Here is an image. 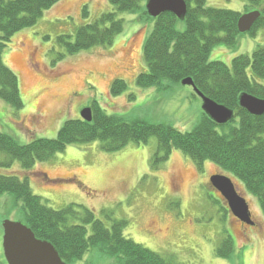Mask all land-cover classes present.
Instances as JSON below:
<instances>
[{
	"label": "rangeland",
	"instance_id": "1",
	"mask_svg": "<svg viewBox=\"0 0 264 264\" xmlns=\"http://www.w3.org/2000/svg\"><path fill=\"white\" fill-rule=\"evenodd\" d=\"M207 5L238 10L258 8L249 0H206ZM87 4L88 15L83 12ZM114 7L109 0H60L46 9L38 21L11 38L2 57L18 75L24 105L17 109L0 98V130L20 143L34 138L55 137L68 118H80L82 110L97 99L108 113L127 120L142 119L171 124L190 131L201 120L202 99L189 84L164 80L167 87H142L136 76L146 70L143 45L155 21L138 13L120 12L124 30L113 43L96 45L66 54L60 39ZM177 27L186 29L180 19ZM264 44V27L255 34L241 33L234 46L216 45L210 60L231 64L235 55L252 53ZM31 47L40 62L15 52ZM61 54L65 56L61 58ZM229 57V58H228ZM24 59V57H23ZM42 71V73H38ZM115 78L127 81L120 95L110 93ZM259 79V78H258ZM261 81V79H259ZM238 118H236L237 120ZM156 136L146 143L129 142L116 151H105L99 141L69 144L52 159L24 169L20 160L0 166V173L28 178L35 194L55 209L71 203L92 209L108 226L112 219H126L124 234L162 256L184 264H264V214L258 198L242 182L212 161L202 168L183 151L173 149L158 170L152 169L157 151ZM5 156L2 154V157ZM225 173L250 207V224L236 217L209 176ZM24 220L22 202L12 193H0V259L8 264L3 249V221ZM69 223H80L70 219ZM89 232L91 225H87ZM230 234L234 251L229 257L217 254L222 238ZM117 258L96 248L74 264H118Z\"/></svg>",
	"mask_w": 264,
	"mask_h": 264
},
{
	"label": "trees",
	"instance_id": "2",
	"mask_svg": "<svg viewBox=\"0 0 264 264\" xmlns=\"http://www.w3.org/2000/svg\"><path fill=\"white\" fill-rule=\"evenodd\" d=\"M60 0H0V98L17 109L24 102L17 73L3 60L2 54L18 30L34 25L46 9ZM113 9L99 14L93 21L81 24L74 35L61 36L66 54H73L96 45L113 43L124 30L120 12L138 13L154 19L155 24L143 45L146 70L136 76L142 87L157 85L164 89L169 79L181 82L191 77L196 87L218 103L232 108L233 119L215 122L204 111L201 120L190 131L171 124L142 119L127 120L123 115L108 113L97 99L89 105L93 118L87 121L68 118L55 137L34 138L20 143L0 130V166H10L18 159L24 169L38 161L52 159L69 144L99 141L105 151H116L129 142L146 143L151 136L158 141L152 169L158 170L173 149H179L202 168L209 160L227 171L253 193L264 214V114L255 115L239 104L243 92L264 98V44L252 53L235 55L228 65L210 60L218 44L234 46L241 32L238 19L243 12L207 5L206 0H186V29L177 27L180 20L165 11L153 17L146 10V0H109ZM261 10V17L248 32L255 34L264 27V0H249ZM87 4L83 12L88 15ZM248 11V10H247ZM65 55L61 54V58ZM261 79V81L259 79ZM127 89V81L115 78L110 86L113 96ZM236 118H238L236 120ZM2 154L5 155L2 157ZM12 193L15 202H22L24 222L36 236L51 241L60 256L69 264L82 259L93 248L118 264H184L176 263L132 238L123 229L126 219H112L108 226L92 209L71 203L55 209L32 190L28 178L0 173V193ZM70 219L80 223H69ZM87 225H91L89 232ZM234 251L230 234L222 238L217 254L229 257ZM0 264H4L0 259Z\"/></svg>",
	"mask_w": 264,
	"mask_h": 264
},
{
	"label": "water",
	"instance_id": "3",
	"mask_svg": "<svg viewBox=\"0 0 264 264\" xmlns=\"http://www.w3.org/2000/svg\"><path fill=\"white\" fill-rule=\"evenodd\" d=\"M146 10L149 15L156 17L165 11L174 13L184 19L187 12L186 0H146ZM261 10L253 9L241 14L238 19V29L247 32L261 17ZM182 84L191 85L202 99V108L215 122L224 124L234 117V110L218 103L200 91L191 77L182 80ZM239 104L255 115L264 114V98L243 92ZM81 116L87 121L93 118L92 108L85 107ZM214 187L225 197L230 210L240 220L254 224L246 198L241 195L231 177L217 173L210 177ZM3 249L8 264H69L62 259L55 245L44 238L36 236L32 228L20 220L5 219L3 221Z\"/></svg>",
	"mask_w": 264,
	"mask_h": 264
},
{
	"label": "bare ground",
	"instance_id": "4",
	"mask_svg": "<svg viewBox=\"0 0 264 264\" xmlns=\"http://www.w3.org/2000/svg\"><path fill=\"white\" fill-rule=\"evenodd\" d=\"M30 49H31V47H25L24 49H23V51L22 52H15L14 54H13V58H17L18 56H20V57H22V60H23V62H22V65L21 66H23V67H25L26 68V70L27 71H29V72H31L32 70H30L29 68H28V66L26 65V57L28 58V60H32V61H35L37 64L40 62V58H39V55L37 54V53H32L31 51H30ZM23 57H24V59H23ZM38 73H42V71H38V70H36Z\"/></svg>",
	"mask_w": 264,
	"mask_h": 264
},
{
	"label": "crops",
	"instance_id": "5",
	"mask_svg": "<svg viewBox=\"0 0 264 264\" xmlns=\"http://www.w3.org/2000/svg\"><path fill=\"white\" fill-rule=\"evenodd\" d=\"M229 58V57H228Z\"/></svg>",
	"mask_w": 264,
	"mask_h": 264
},
{
	"label": "flooded vegetation",
	"instance_id": "6",
	"mask_svg": "<svg viewBox=\"0 0 264 264\" xmlns=\"http://www.w3.org/2000/svg\"><path fill=\"white\" fill-rule=\"evenodd\" d=\"M220 195V194H219Z\"/></svg>",
	"mask_w": 264,
	"mask_h": 264
}]
</instances>
